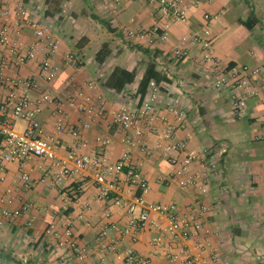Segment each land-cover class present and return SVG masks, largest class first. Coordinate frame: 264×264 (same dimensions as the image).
<instances>
[{
  "label": "crops",
  "instance_id": "1",
  "mask_svg": "<svg viewBox=\"0 0 264 264\" xmlns=\"http://www.w3.org/2000/svg\"><path fill=\"white\" fill-rule=\"evenodd\" d=\"M12 2L27 7L39 20L52 19L56 30L62 34L58 37L54 32L60 44L51 61L58 66V73L46 86L53 101L44 104L38 114L45 136L60 138L59 157L71 161L70 151L80 140L87 145L79 146L78 151L92 153L99 147L98 138L101 137L111 139L108 160L116 163L120 159L129 148L122 142L124 131L113 123L112 115L88 120L69 104L68 98L84 92L91 94L97 103L96 96L102 94L108 110L136 105L140 99L139 82L148 62L155 60L156 70L164 78L160 82V115L172 118V109L183 110L185 120L176 138L187 141L195 149L214 146L220 158L219 171L204 198L210 206L204 216V229L193 234L184 245L199 256L200 264H214V254L224 264H264V128L261 123L264 75L251 77L253 85L261 84L262 90L250 95L240 113H235L234 89L214 86L213 73L203 61L199 47L190 46L188 56L178 59L173 56V50L183 45L182 37L201 31L206 25L204 14L210 13L214 16L208 24L212 30L213 52L223 64H264V0H201L200 3L182 0L188 21L171 22L166 39L158 35L130 38L125 32L126 28L146 30L165 25L167 20L157 4L149 0H120L117 11H113L109 0H68L62 5V12L51 17L45 14L46 0ZM9 21L15 39L30 40L31 28L22 26L18 30L13 21ZM4 22L5 19L0 20V28ZM73 32L78 39L75 44ZM94 40H100L98 51L103 46L109 50L102 63L97 53L93 59L83 53ZM67 52L76 55L78 68L65 60ZM44 55L42 53L20 69L11 67L6 73L12 76L36 74ZM115 67L137 72L134 81L121 91L109 87L106 82ZM100 71H104L106 77L96 89H88L85 82ZM60 116L66 123L81 127L79 138L68 131L57 130ZM157 124L156 131L145 135L149 148L155 147L164 129L161 121ZM24 125L25 121L20 120L17 128ZM131 154L149 181L146 194L149 202L173 203L182 210L197 206L199 198L194 188L168 181L171 166L159 150L149 153L134 148ZM55 170L53 162L38 156L23 165L19 162L8 164L6 180L0 184V196L9 187L15 197L14 205L30 202L34 206L0 227V264H129L124 257L129 247L147 260L144 264H181L166 256V251L177 250L180 243L170 241L163 247H154L150 242L157 231L153 228L143 229L135 237L127 236L117 243L112 240L118 239L119 231L102 236L101 231L109 222L116 223L118 228L127 223L126 209L114 205L111 199L98 197L93 168L86 167L64 176L61 182L56 181ZM24 173L29 175L27 181L21 177ZM116 189L125 197L132 196L127 185L118 183ZM63 192L69 194L71 202L62 199ZM64 203L69 208L65 212ZM64 213L73 221L79 244L86 247L84 259L77 258L67 246L59 244ZM160 222L165 224V218Z\"/></svg>",
  "mask_w": 264,
  "mask_h": 264
},
{
  "label": "built area",
  "instance_id": "2",
  "mask_svg": "<svg viewBox=\"0 0 264 264\" xmlns=\"http://www.w3.org/2000/svg\"><path fill=\"white\" fill-rule=\"evenodd\" d=\"M156 3L159 12L167 20L165 25L154 26L146 30L126 28L125 32L130 38L143 39L158 35L162 39L168 37V28L173 21L187 22L188 15L182 5V0H149ZM208 1V0H207ZM113 11H117L120 0H109ZM197 0L196 3H200ZM206 25L201 31H195L182 37V46L173 50L175 58H182L190 54V46H197L201 51L204 62L209 65L213 73L214 86L216 88L231 87L232 104L235 113H240L250 95L258 94L263 84L253 85L252 76L261 78L264 75V64L250 66L248 64H223L220 58L213 52L212 30L208 25L214 17L210 13L204 14ZM5 22L0 28V184L6 180L9 163L25 161L38 156L53 162L56 167L54 176L57 182H61L64 176L77 173L86 167L94 170V180L98 189V197L111 199L114 205L123 207L129 214L127 223L118 228L114 222H109L102 229L101 235L108 236L110 231H119L117 243L127 236L135 237V234L146 228H153L157 234L151 238L154 247H163L167 242H178L177 250L166 251V256L174 263L200 264V258L194 255L184 245L193 234L204 229V216L210 210V206L204 201L210 191V184L219 171L220 158L214 146L202 149L191 148L187 141L176 138L180 124L184 122V111L172 109V118L168 115H160L158 101L161 91V83L152 79L149 82L147 92L136 105H122L119 109L108 110L106 100L102 94L96 96V101L91 94L78 92L68 98L71 106L84 114L88 120L111 114L113 123L124 131L122 142L128 146L116 163L108 160V148L111 145L110 138H98L99 147L92 153H80L79 146H86L87 142L80 140L73 145L69 154V160L61 159L58 149L61 141L57 136H45L43 126L38 119V114L44 104L53 101L50 90L46 87L52 82L58 73V66L52 63L60 41L55 36V21L50 19L44 22L32 16L31 11L12 0H0V20ZM12 20L19 30L22 26L31 28L33 36L30 40L15 39L11 27ZM160 31V33H159ZM42 53L39 70L36 74L28 76L8 75L9 68L20 69L26 63L35 60ZM65 60L73 67L78 68L79 62L73 52L65 54ZM106 74L100 71L97 76L85 82V86L94 90L99 86L100 80ZM25 121L22 128H17L18 122ZM164 124V129L159 135V141L154 148H149L145 135L158 129L157 122ZM264 128V114L261 117ZM87 124V123H86ZM58 131H68L76 138L80 137L81 127L68 124L60 116L56 122ZM141 148L149 153L159 150L171 166L168 173V181L176 183L180 187H191L196 190L199 198L197 206L182 210L176 204L151 203L146 199L150 185L147 177L142 173L138 162L132 157L131 149ZM70 162H73L72 165ZM22 179L28 180L29 175L24 173ZM129 186L131 197H125L117 191V185ZM62 199L71 202L68 193L63 192ZM15 197L12 188H5L0 196V227L9 224L15 217L28 212L34 205L25 202L14 205ZM63 212L68 210V205H62ZM140 208V209H139ZM62 212V213H63ZM110 213L107 212L106 216ZM165 218V224L160 220ZM63 233L59 244L67 246L79 259H84L87 250L78 242L71 218L62 215ZM55 225L52 224L51 228ZM115 243L112 245L116 249ZM125 261L129 264H144L146 259L137 256L132 248L124 251ZM214 264H224L221 258L214 254Z\"/></svg>",
  "mask_w": 264,
  "mask_h": 264
},
{
  "label": "trees",
  "instance_id": "3",
  "mask_svg": "<svg viewBox=\"0 0 264 264\" xmlns=\"http://www.w3.org/2000/svg\"><path fill=\"white\" fill-rule=\"evenodd\" d=\"M65 1L68 0H46V16L51 17L62 12V5ZM243 23L247 21L242 20ZM109 55V50L106 46H103L97 52V59L100 63L104 62L106 57ZM136 70H128L122 67H115L107 78V85L111 88H114L116 91H121L126 87L127 84L132 83L136 77ZM155 79L157 82H161L164 78L156 70L155 60L148 62L145 72L142 76L141 81L138 85V93L140 94V100L143 99L147 92L149 82Z\"/></svg>",
  "mask_w": 264,
  "mask_h": 264
},
{
  "label": "rangeland",
  "instance_id": "4",
  "mask_svg": "<svg viewBox=\"0 0 264 264\" xmlns=\"http://www.w3.org/2000/svg\"><path fill=\"white\" fill-rule=\"evenodd\" d=\"M49 21L50 20H47V22H49ZM53 30H54L55 34L58 37H61L62 36V34L58 30H56V28L53 29ZM74 31H77L78 32V30H74ZM73 33L75 34V36H74V38H72V42H73V44H75L78 41V39H77L76 33L75 32H73ZM100 45H101L100 44V40H98V41L94 40L93 42H91L90 44H88L85 47V49L83 50V53L85 54V56L87 58H92V57L95 58L96 57V53H97Z\"/></svg>",
  "mask_w": 264,
  "mask_h": 264
}]
</instances>
